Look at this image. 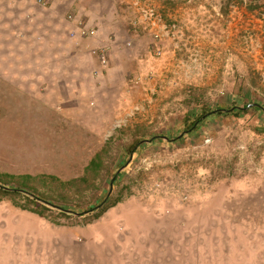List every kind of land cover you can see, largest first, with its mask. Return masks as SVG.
<instances>
[{"label":"rangeland","instance_id":"obj_1","mask_svg":"<svg viewBox=\"0 0 264 264\" xmlns=\"http://www.w3.org/2000/svg\"><path fill=\"white\" fill-rule=\"evenodd\" d=\"M103 1L0 0V264H264V0Z\"/></svg>","mask_w":264,"mask_h":264},{"label":"built area","instance_id":"obj_2","mask_svg":"<svg viewBox=\"0 0 264 264\" xmlns=\"http://www.w3.org/2000/svg\"><path fill=\"white\" fill-rule=\"evenodd\" d=\"M41 1V0H40ZM131 7L135 15V24L143 25L144 30L147 31L153 38L161 41L171 42L177 47L174 42L178 34H180L179 25L176 22H166L163 15L158 11L156 6L149 0H124ZM77 32L80 37L95 36V28H88L85 26L77 27ZM181 35V34H180Z\"/></svg>","mask_w":264,"mask_h":264},{"label":"crops","instance_id":"obj_3","mask_svg":"<svg viewBox=\"0 0 264 264\" xmlns=\"http://www.w3.org/2000/svg\"><path fill=\"white\" fill-rule=\"evenodd\" d=\"M89 1L90 0H88V2ZM149 1H151L155 6H156L155 3H157V5L161 9V12H162L163 17L166 20V22H168L172 18H178L179 19V17L182 16V13H179V11H182V10H180L181 8H178L177 5H176V3L179 0H149ZM90 3L91 2H89V4ZM121 5L119 4V0H104L103 1V6L106 9H109V11L111 12V15H114V13H115L122 20V17L124 16V13H127V12L124 10V12L121 13L122 12V7L124 6L122 3H121ZM103 12H106V11H103ZM103 12L101 11L102 14H103ZM98 15H101V14H98ZM126 18L129 20V15H127ZM109 19H111V18H109ZM105 20H106V18H103V16L101 18H98V21L100 23H103Z\"/></svg>","mask_w":264,"mask_h":264},{"label":"trees","instance_id":"obj_4","mask_svg":"<svg viewBox=\"0 0 264 264\" xmlns=\"http://www.w3.org/2000/svg\"><path fill=\"white\" fill-rule=\"evenodd\" d=\"M247 105H248V104H246V106H247ZM246 106H244V107H246ZM260 108H261V109H264L263 106H262V107L260 106ZM203 117H204V116L201 115L200 117L196 118V119L192 122L191 125H192V126L194 125L192 129H195V128L198 127V125L203 121V119H204ZM175 138H177V136H176ZM173 139H174V138H173ZM142 142H143V141H142ZM142 142H141V141H138V142H136L134 145H132L131 148L129 149V153H133L137 147H139V146H141V145L143 144ZM97 160H100V155H99V154H96V155L94 156V158H92V159L90 160V162H89L87 168L96 165V161H97ZM0 187H2V189L10 190V191H13V192H17V191L19 192V191H20V190L15 189V188H6L5 185H2V186L0 185Z\"/></svg>","mask_w":264,"mask_h":264},{"label":"clouds","instance_id":"obj_5","mask_svg":"<svg viewBox=\"0 0 264 264\" xmlns=\"http://www.w3.org/2000/svg\"><path fill=\"white\" fill-rule=\"evenodd\" d=\"M158 11H160V9L158 10ZM160 13L162 14V12L160 11ZM163 15V14H162ZM164 18V17H163ZM168 22H170V21H168Z\"/></svg>","mask_w":264,"mask_h":264}]
</instances>
